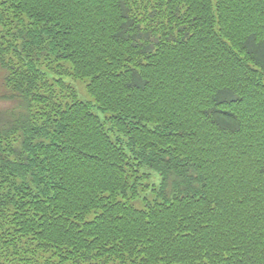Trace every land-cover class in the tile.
Listing matches in <instances>:
<instances>
[{
	"label": "trees",
	"instance_id": "16d2710c",
	"mask_svg": "<svg viewBox=\"0 0 264 264\" xmlns=\"http://www.w3.org/2000/svg\"><path fill=\"white\" fill-rule=\"evenodd\" d=\"M0 101V264H264V0H0Z\"/></svg>",
	"mask_w": 264,
	"mask_h": 264
},
{
	"label": "rangeland",
	"instance_id": "374dc122",
	"mask_svg": "<svg viewBox=\"0 0 264 264\" xmlns=\"http://www.w3.org/2000/svg\"><path fill=\"white\" fill-rule=\"evenodd\" d=\"M74 84L79 89V92L81 94L82 100H84V101H90L91 100V97L89 96V93L87 92V88H86L85 82L79 81V82H74ZM11 105L12 104L9 103V102L0 101V109H5L7 107H10Z\"/></svg>",
	"mask_w": 264,
	"mask_h": 264
}]
</instances>
